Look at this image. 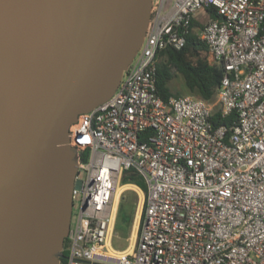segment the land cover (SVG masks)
Here are the masks:
<instances>
[{"label": "built area", "instance_id": "2783aa9c", "mask_svg": "<svg viewBox=\"0 0 264 264\" xmlns=\"http://www.w3.org/2000/svg\"><path fill=\"white\" fill-rule=\"evenodd\" d=\"M209 6L217 17L197 37L207 45L199 55L222 70L218 108L191 95L163 99L158 54L183 49L192 20ZM215 111L235 113L232 125L215 126ZM69 138L78 210L59 264H264V0H153L114 93L79 114ZM129 170L147 190L138 187L132 247L116 250V188Z\"/></svg>", "mask_w": 264, "mask_h": 264}, {"label": "water", "instance_id": "95a60500", "mask_svg": "<svg viewBox=\"0 0 264 264\" xmlns=\"http://www.w3.org/2000/svg\"><path fill=\"white\" fill-rule=\"evenodd\" d=\"M153 0H0V264H59L78 171L70 126L108 100Z\"/></svg>", "mask_w": 264, "mask_h": 264}, {"label": "trees", "instance_id": "16d2710c", "mask_svg": "<svg viewBox=\"0 0 264 264\" xmlns=\"http://www.w3.org/2000/svg\"><path fill=\"white\" fill-rule=\"evenodd\" d=\"M204 11V14L194 17L193 27H202L207 19L217 17L214 6L205 7ZM200 51H207V45L192 32L187 36L183 49L167 48L159 52L161 59L157 63L156 86L158 94L163 99L180 96L178 93H173L168 86L173 78L172 69H175L183 76L186 88L192 95H197L207 101L213 100L222 78V70L218 65L209 62L206 57L200 56ZM234 119L235 113L222 118L218 111H215L211 117L215 126L224 124L228 128ZM126 183L135 184L145 192L147 190L144 179L132 170L127 171L122 178L121 184Z\"/></svg>", "mask_w": 264, "mask_h": 264}, {"label": "rangeland", "instance_id": "374dc122", "mask_svg": "<svg viewBox=\"0 0 264 264\" xmlns=\"http://www.w3.org/2000/svg\"><path fill=\"white\" fill-rule=\"evenodd\" d=\"M201 56L207 57V54L201 53ZM172 73H173V79L170 80V82L168 83V86L173 93H178L181 96V95H184V92L182 91V89H186V94L199 97L197 95H192L187 90L185 81L182 75H180L175 69H172ZM212 103L214 105V109H217L218 105L215 102V98H213ZM83 160L87 161L86 155L83 156ZM80 177H84L83 172L80 174ZM140 202H141L140 194L134 188H128V189H125V191H123L120 201L118 203L117 215H116L115 224H114L115 236L112 238V246L114 249L116 250L126 249L131 243L132 241L131 237L134 231L135 223L139 219L138 218L136 220L135 216L137 217V214H138L137 209L139 210L140 208ZM77 210H78V202L76 201L75 206L73 208V212H72V223H71L72 226L75 224V221H76ZM136 232L137 231H135V234Z\"/></svg>", "mask_w": 264, "mask_h": 264}, {"label": "bare ground", "instance_id": "6f19581e", "mask_svg": "<svg viewBox=\"0 0 264 264\" xmlns=\"http://www.w3.org/2000/svg\"><path fill=\"white\" fill-rule=\"evenodd\" d=\"M137 187V185H135V184H132V183H126V184H120V185H118L117 186V188H116V200H118V198H119V196H120V194L123 192V191H125V189H128V188H134L135 190H137L138 192H139V194H140V199H141V202H140V208H139V210L137 209V211H138V214H137V217L135 216V219L137 220L138 218H140V212H141V206H142V200H143V193H141L142 191H140L138 188H136ZM138 221H139V219L137 220V222L135 223V227H134V231H133V234H132V241H131V246H130V248L132 247V245H133V243H134V240H135V238H136V234H135V231H137V226H138Z\"/></svg>", "mask_w": 264, "mask_h": 264}, {"label": "crops", "instance_id": "0c3cea01", "mask_svg": "<svg viewBox=\"0 0 264 264\" xmlns=\"http://www.w3.org/2000/svg\"><path fill=\"white\" fill-rule=\"evenodd\" d=\"M201 14H204V12L203 11H198L197 12V14H196V16H199V15H201ZM195 16V17H196ZM197 31H198V27H193V29H192V32L193 33H195L196 35H197ZM191 32V33H192ZM201 52V51H200ZM200 52H199V54H200ZM160 59H161V56H160V54H158V62L160 61ZM208 61L210 62V60H209V58H208ZM173 79V78H172ZM182 91L184 92V95H188V94H186V89H182ZM138 187V186H137Z\"/></svg>", "mask_w": 264, "mask_h": 264}]
</instances>
